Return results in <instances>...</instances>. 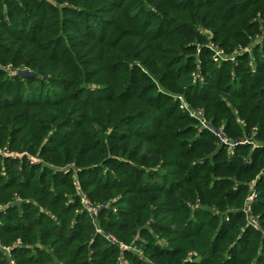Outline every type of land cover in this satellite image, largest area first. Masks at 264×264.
<instances>
[{"label": "trees", "instance_id": "1", "mask_svg": "<svg viewBox=\"0 0 264 264\" xmlns=\"http://www.w3.org/2000/svg\"><path fill=\"white\" fill-rule=\"evenodd\" d=\"M51 1L0 0V264H264V0Z\"/></svg>", "mask_w": 264, "mask_h": 264}, {"label": "water", "instance_id": "2", "mask_svg": "<svg viewBox=\"0 0 264 264\" xmlns=\"http://www.w3.org/2000/svg\"><path fill=\"white\" fill-rule=\"evenodd\" d=\"M49 2L52 4V5H54V3L51 1V0H49ZM20 204V201H17V202H15V203H13L12 205H19Z\"/></svg>", "mask_w": 264, "mask_h": 264}, {"label": "built area", "instance_id": "3", "mask_svg": "<svg viewBox=\"0 0 264 264\" xmlns=\"http://www.w3.org/2000/svg\"><path fill=\"white\" fill-rule=\"evenodd\" d=\"M254 198V196H251L250 198H249V201H252V199ZM255 224V223H254Z\"/></svg>", "mask_w": 264, "mask_h": 264}]
</instances>
